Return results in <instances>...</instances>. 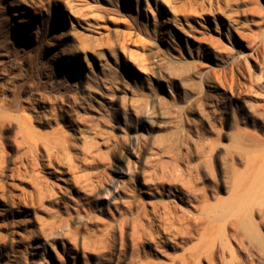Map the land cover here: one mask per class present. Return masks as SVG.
<instances>
[{
    "label": "rangeland",
    "instance_id": "obj_1",
    "mask_svg": "<svg viewBox=\"0 0 264 264\" xmlns=\"http://www.w3.org/2000/svg\"><path fill=\"white\" fill-rule=\"evenodd\" d=\"M35 88L50 96L37 108ZM35 131L42 145L61 148L60 158L33 160ZM263 141L264 0H0V264H27L31 234L77 198L79 183L111 171L125 153L147 157L139 168L186 169L228 199L233 163L244 170ZM65 171L71 188L44 196L41 180L64 185ZM121 180L127 190L130 177ZM262 223L263 239L247 244L244 264H264ZM215 230L206 240L181 239L160 260L189 248L190 264H224L230 256ZM69 232L37 258L54 261Z\"/></svg>",
    "mask_w": 264,
    "mask_h": 264
},
{
    "label": "bare ground",
    "instance_id": "obj_2",
    "mask_svg": "<svg viewBox=\"0 0 264 264\" xmlns=\"http://www.w3.org/2000/svg\"><path fill=\"white\" fill-rule=\"evenodd\" d=\"M37 90L35 88L32 92L34 108L39 107L41 102L46 103L50 97L47 91ZM40 113L35 112V121L40 120ZM141 120L142 127L146 128L147 115ZM39 133L35 131L31 137V149L35 154L33 160L42 162L46 156L50 161L60 158L61 148L53 142L42 145ZM49 143L54 146L50 147ZM134 144H139L137 136L133 139V149ZM260 145L257 151L245 154L244 170L237 167V162L233 163L234 175L228 199L216 196L219 189L217 185L210 183L206 187H199L197 175L190 171L186 173V169H180L179 172L176 167L178 171L174 167L170 170L139 168V162L145 164L147 157L143 159L140 155L125 153L111 171L106 170L79 183L77 198L65 202L61 209L52 213L49 223L43 224L36 233L32 232L33 239L26 255L27 264H48L45 259L37 258V255L43 249L53 251L56 248L55 241L63 239L64 229L70 232L66 234L63 250L50 264H166L160 257H168L170 249H178L181 239L186 245L197 233L206 240L207 236H214L215 229L220 230L223 250L225 248V253L228 252L230 256L223 263L244 264L247 244L254 246L262 236L264 141ZM18 146L19 149L23 147L20 141ZM40 148L42 152L39 153ZM138 149L135 150L141 153L145 145H138ZM68 173L65 171L62 175L65 177L64 185H58L57 182L53 184L47 179L39 181L44 196L60 197L59 193L71 188L74 175L68 176ZM125 176L130 177L127 190H124L121 180ZM139 179H143V186L151 191V200L144 199L146 193L139 186ZM166 190L169 194L165 193ZM172 197L180 198L183 203L197 210L198 215L195 211L178 206ZM21 205V197L13 199L12 207L19 208ZM20 221H15V225L18 226ZM73 224L75 228L71 229ZM185 249L183 257L171 256L169 264H190L193 253L189 248ZM89 254L93 255L94 260H87ZM127 258L129 260L126 262ZM202 258L206 261L207 257L204 255ZM21 261L18 264L24 263Z\"/></svg>",
    "mask_w": 264,
    "mask_h": 264
}]
</instances>
